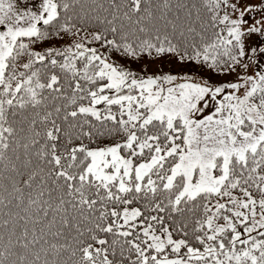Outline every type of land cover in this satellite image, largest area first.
<instances>
[{
    "label": "snow or ice",
    "instance_id": "snow-or-ice-1",
    "mask_svg": "<svg viewBox=\"0 0 264 264\" xmlns=\"http://www.w3.org/2000/svg\"><path fill=\"white\" fill-rule=\"evenodd\" d=\"M0 264H264V0H0Z\"/></svg>",
    "mask_w": 264,
    "mask_h": 264
}]
</instances>
